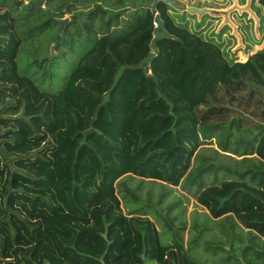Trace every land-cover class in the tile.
Here are the masks:
<instances>
[{
    "label": "trees",
    "instance_id": "1",
    "mask_svg": "<svg viewBox=\"0 0 264 264\" xmlns=\"http://www.w3.org/2000/svg\"><path fill=\"white\" fill-rule=\"evenodd\" d=\"M150 2L0 0V264H204L184 245V222L173 228L167 216L173 241L162 244L142 208L124 212L123 176L191 187L230 243L221 260L264 264V35L258 50L230 62L216 42L176 22L168 3L151 10ZM64 13L56 53L28 62L38 82L19 68L21 45L60 28ZM156 13L168 36L140 66ZM84 34L90 46L51 90L54 59ZM215 137L241 156L239 168L194 163ZM218 170L231 177L205 185ZM219 244L206 241L205 250L216 255Z\"/></svg>",
    "mask_w": 264,
    "mask_h": 264
},
{
    "label": "rangeland",
    "instance_id": "2",
    "mask_svg": "<svg viewBox=\"0 0 264 264\" xmlns=\"http://www.w3.org/2000/svg\"><path fill=\"white\" fill-rule=\"evenodd\" d=\"M173 1L181 6L177 8L170 5L168 8L169 14L173 16L175 21L198 33L202 38L216 42L228 59L229 56L234 55L239 56V58H243L245 54L248 56V53L262 42L264 11L260 6V11L256 10L254 5V3H257L256 0ZM186 6L203 8L204 10L201 13L188 12L185 10ZM68 17V13L62 15V18L68 19ZM58 30L59 28L57 29L56 26L52 25L46 33L40 36V41L34 39L32 42L26 41L21 45L17 58L19 68L32 75L38 82H40V70L28 66V62L40 57L45 52L47 53V50L50 55L56 53V43L52 41V34L54 36L59 34ZM91 41L92 36L84 34L80 39L77 37L71 50L67 51L65 55H60L54 59L57 63L54 71L58 72V75L52 82L51 90L56 91L61 88L67 73L73 67L78 56L90 46ZM51 44L53 45L52 53L50 52ZM47 45L49 46L47 47ZM33 48H35V52L30 53ZM41 82L42 86L46 87V81ZM239 158L241 156L221 150L215 137L203 141L193 160L195 164L212 162L217 165H226L229 168H239L240 165H237L235 161ZM228 177H231L229 173L218 170L215 179H213V175H206L203 179L205 185H208L215 183V180ZM120 182L122 186L118 187L117 185V194L124 212L136 207L142 208L155 222L162 244L173 241L171 228L165 223L166 217H176L172 222V227L176 228L181 222H184L185 229L180 232V235L184 245L189 247L188 252L191 256L204 264H233L221 260V256H225L223 250H227L230 243L227 240L225 241L226 238L216 225V220L211 219L207 215L206 209L196 203L191 187L185 188L184 183L176 187H169L166 184L133 176H123ZM127 187L135 194L136 198L134 200L130 199ZM160 194L162 195L160 196ZM158 200L159 203H157ZM171 202H175V204L167 212L165 207ZM203 227L206 229H203ZM191 240L193 241L190 242ZM206 241L222 243V245L219 244L222 247L221 252H217L216 255L210 254L212 251L205 250ZM144 263L156 264L154 260L149 258H144Z\"/></svg>",
    "mask_w": 264,
    "mask_h": 264
},
{
    "label": "water",
    "instance_id": "3",
    "mask_svg": "<svg viewBox=\"0 0 264 264\" xmlns=\"http://www.w3.org/2000/svg\"><path fill=\"white\" fill-rule=\"evenodd\" d=\"M156 1L157 0H151L150 4H148V7L151 10L154 9ZM164 1L166 3H168L169 5H171V6H174V7H177V8L181 7L180 5L176 4L173 0H164ZM185 10H187L188 12L201 13L204 9L203 8H197V7H194V6H186ZM58 20H59V23H60V28L58 30V33H60L64 23L67 21V18H58ZM153 24H154V27L152 29V38H151L150 44H149L150 48H151V52L147 55V57H145L141 62H139L140 66L142 64H148L150 62V60L152 59V57L154 56L155 51H156L155 41L157 39H160V38L164 37V36H168V33L165 30V28L163 26V23H162L161 19L159 18V15L157 13L154 15ZM52 50H53V45L51 44L50 45V52L51 53H52ZM148 76L152 77V75L150 73H148ZM153 79H154L155 83L157 84V79L154 78V77H153Z\"/></svg>",
    "mask_w": 264,
    "mask_h": 264
},
{
    "label": "crops",
    "instance_id": "4",
    "mask_svg": "<svg viewBox=\"0 0 264 264\" xmlns=\"http://www.w3.org/2000/svg\"><path fill=\"white\" fill-rule=\"evenodd\" d=\"M254 5H255V7H256V10L257 11H260L259 9V5H258V3H254ZM262 11V10H261ZM235 44V43H234ZM261 47V43L259 44V45H256V48H254V49H252L248 54H250V53H252V52H254V51H256L258 48H260ZM226 55V54H225ZM247 57V54H245V56L243 57V58H239V56H237V55H234V56H229V61L230 62H233V61H242V60H244L245 58Z\"/></svg>",
    "mask_w": 264,
    "mask_h": 264
}]
</instances>
